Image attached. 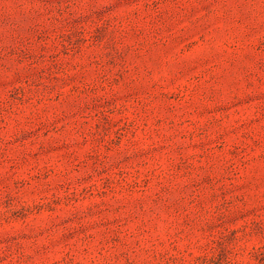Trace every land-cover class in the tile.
<instances>
[{
    "label": "rangeland",
    "instance_id": "obj_1",
    "mask_svg": "<svg viewBox=\"0 0 264 264\" xmlns=\"http://www.w3.org/2000/svg\"><path fill=\"white\" fill-rule=\"evenodd\" d=\"M0 264H264V0H0Z\"/></svg>",
    "mask_w": 264,
    "mask_h": 264
}]
</instances>
